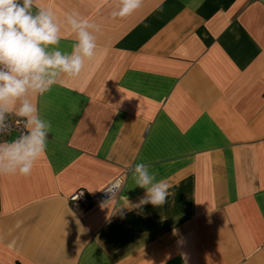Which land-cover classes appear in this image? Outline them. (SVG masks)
I'll use <instances>...</instances> for the list:
<instances>
[{
	"label": "crops",
	"instance_id": "1",
	"mask_svg": "<svg viewBox=\"0 0 264 264\" xmlns=\"http://www.w3.org/2000/svg\"><path fill=\"white\" fill-rule=\"evenodd\" d=\"M40 4L64 52L66 14L101 31L79 77L34 101L52 130L31 175L0 176V264H264V0H143L124 18L118 0ZM140 162L170 185L162 207H134Z\"/></svg>",
	"mask_w": 264,
	"mask_h": 264
},
{
	"label": "clouds",
	"instance_id": "2",
	"mask_svg": "<svg viewBox=\"0 0 264 264\" xmlns=\"http://www.w3.org/2000/svg\"><path fill=\"white\" fill-rule=\"evenodd\" d=\"M142 5L143 0H118L111 16H130ZM66 21L76 36L71 52L59 48L61 29L52 7L41 6L40 0H0V135H11V115L22 125L19 135L0 142V176L31 175L52 130L35 99L65 77H79L86 61L96 56L94 33L101 31L100 25L79 12L66 14ZM128 172L135 186L145 190L134 207L166 203L170 185L157 180L149 164L135 163Z\"/></svg>",
	"mask_w": 264,
	"mask_h": 264
},
{
	"label": "built area",
	"instance_id": "3",
	"mask_svg": "<svg viewBox=\"0 0 264 264\" xmlns=\"http://www.w3.org/2000/svg\"><path fill=\"white\" fill-rule=\"evenodd\" d=\"M16 119L17 118L9 117V123L12 126L11 134L14 136L19 135L20 131H22V125L17 126ZM7 135L9 134L6 133L4 135H0V140L6 137ZM119 187L120 184L116 182L104 189L96 198H90L84 190L80 189L76 191L73 195H71L68 201L73 209H76L77 207H89L98 202H105L108 199L114 197L118 193ZM110 191H112L113 193Z\"/></svg>",
	"mask_w": 264,
	"mask_h": 264
}]
</instances>
